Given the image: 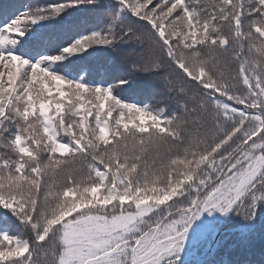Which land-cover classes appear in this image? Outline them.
<instances>
[{
    "label": "snow or ice",
    "instance_id": "6c2138e0",
    "mask_svg": "<svg viewBox=\"0 0 264 264\" xmlns=\"http://www.w3.org/2000/svg\"><path fill=\"white\" fill-rule=\"evenodd\" d=\"M0 264H264V0H0Z\"/></svg>",
    "mask_w": 264,
    "mask_h": 264
},
{
    "label": "trees",
    "instance_id": "16d2710c",
    "mask_svg": "<svg viewBox=\"0 0 264 264\" xmlns=\"http://www.w3.org/2000/svg\"><path fill=\"white\" fill-rule=\"evenodd\" d=\"M17 3H23V4H27L30 3L31 0H16Z\"/></svg>",
    "mask_w": 264,
    "mask_h": 264
}]
</instances>
